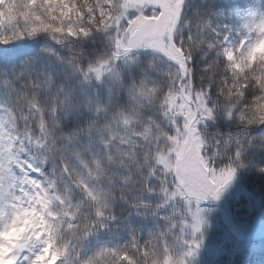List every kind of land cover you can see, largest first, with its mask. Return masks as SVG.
I'll list each match as a JSON object with an SVG mask.
<instances>
[{
    "label": "snow or ice",
    "instance_id": "6c2138e0",
    "mask_svg": "<svg viewBox=\"0 0 264 264\" xmlns=\"http://www.w3.org/2000/svg\"><path fill=\"white\" fill-rule=\"evenodd\" d=\"M257 249L264 0H0V264Z\"/></svg>",
    "mask_w": 264,
    "mask_h": 264
},
{
    "label": "trees",
    "instance_id": "16d2710c",
    "mask_svg": "<svg viewBox=\"0 0 264 264\" xmlns=\"http://www.w3.org/2000/svg\"><path fill=\"white\" fill-rule=\"evenodd\" d=\"M226 213H227V210H226ZM220 230L221 229L217 230V232L213 235H216ZM243 258L247 261V264H264V252H261L259 249L245 255ZM204 259L207 260L206 254H205Z\"/></svg>",
    "mask_w": 264,
    "mask_h": 264
},
{
    "label": "rangeland",
    "instance_id": "374dc122",
    "mask_svg": "<svg viewBox=\"0 0 264 264\" xmlns=\"http://www.w3.org/2000/svg\"><path fill=\"white\" fill-rule=\"evenodd\" d=\"M229 202L232 203L233 209H236V208H237V204H236L235 201H232V200L230 199ZM241 203H242V201H241ZM220 208H221V207H220ZM238 211H239V214H240V215H243V213H244L245 210H244L243 207H240V208L238 209ZM225 213H226L225 210L222 209V208H221L220 212L217 213V221H218V225H219V227L216 228V229H213V234H215V233L217 232V230L222 229V228L225 226V225H224V216H225Z\"/></svg>",
    "mask_w": 264,
    "mask_h": 264
},
{
    "label": "clouds",
    "instance_id": "9594fccd",
    "mask_svg": "<svg viewBox=\"0 0 264 264\" xmlns=\"http://www.w3.org/2000/svg\"><path fill=\"white\" fill-rule=\"evenodd\" d=\"M5 264H7V262H5Z\"/></svg>",
    "mask_w": 264,
    "mask_h": 264
}]
</instances>
